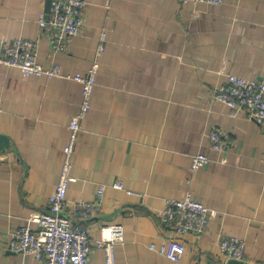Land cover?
I'll use <instances>...</instances> for the list:
<instances>
[{
  "label": "crops",
  "instance_id": "obj_1",
  "mask_svg": "<svg viewBox=\"0 0 264 264\" xmlns=\"http://www.w3.org/2000/svg\"><path fill=\"white\" fill-rule=\"evenodd\" d=\"M84 1L79 32L66 50L53 51L52 31L39 24L46 0H0V44L35 40L39 63L59 67L58 75L25 76L0 63V264H43L6 249L7 241L31 213L48 210L68 122L82 97L69 76L83 74L95 58L91 106L66 194L69 213L105 185L100 211L75 221L91 243L103 226L120 224L116 264H226L220 239L233 236L244 241L241 264H264V131L214 97L227 74L264 82V0ZM215 129L226 134L222 152L211 147ZM199 152L208 162L193 171ZM117 181L124 189L112 186ZM187 191L218 215L201 235L181 236L185 250L172 261L150 245L168 237L161 214L167 200ZM89 262L105 264L102 249L93 248Z\"/></svg>",
  "mask_w": 264,
  "mask_h": 264
},
{
  "label": "built area",
  "instance_id": "obj_2",
  "mask_svg": "<svg viewBox=\"0 0 264 264\" xmlns=\"http://www.w3.org/2000/svg\"><path fill=\"white\" fill-rule=\"evenodd\" d=\"M191 5H217L222 0H186ZM84 0H51L48 16L41 14L39 24L52 31L49 45L53 51H64L71 39L79 32L82 25ZM106 41V33L99 36L97 56L102 52ZM37 42L28 38H12L0 44V63L18 68L25 76L59 74V67L53 64L45 68L37 59ZM98 70L97 58L83 73L69 76L81 84V103L78 113L68 122V140L63 148V162L54 190L48 195V210L31 213L26 222L16 228L9 240L7 248L12 252L31 254L43 264H93L89 262V252L93 248L102 249L105 264H116L114 246L124 238L123 226L110 224L101 229V238L91 243L90 236L82 223L95 216L101 209L105 185H100L93 201H78L71 205L69 213L66 206V194L71 183L75 181L72 175L73 155L82 128V120L90 109L92 90L95 85ZM214 97L234 112L245 111L248 116L264 131V82L249 79L237 74H227L226 80L216 87ZM211 147L222 152L227 147L226 134L219 129L208 134ZM208 162L205 153L199 152L192 156L191 169L203 168ZM114 188L124 189L120 182L112 184ZM128 193H133L127 190ZM162 219L168 237L159 247L150 245L172 261H178L185 250L181 236L191 234L201 235L207 231L212 219L218 212L196 199L190 191L183 198L168 199L163 210ZM35 224V227H32ZM220 250L227 260H241L244 253V241L233 236L220 239Z\"/></svg>",
  "mask_w": 264,
  "mask_h": 264
},
{
  "label": "water",
  "instance_id": "obj_3",
  "mask_svg": "<svg viewBox=\"0 0 264 264\" xmlns=\"http://www.w3.org/2000/svg\"><path fill=\"white\" fill-rule=\"evenodd\" d=\"M50 3L51 0H46L45 3V12H46V17L48 16V12H49V7H50ZM226 264H241L239 260H235V259H230L227 261Z\"/></svg>",
  "mask_w": 264,
  "mask_h": 264
}]
</instances>
